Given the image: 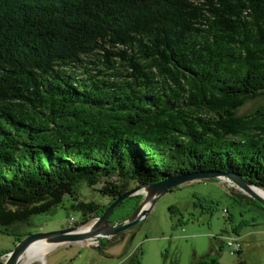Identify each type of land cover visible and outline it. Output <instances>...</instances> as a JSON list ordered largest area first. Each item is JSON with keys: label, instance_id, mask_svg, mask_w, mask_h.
<instances>
[{"label": "trees", "instance_id": "1", "mask_svg": "<svg viewBox=\"0 0 264 264\" xmlns=\"http://www.w3.org/2000/svg\"><path fill=\"white\" fill-rule=\"evenodd\" d=\"M259 98L264 0H0V232L18 243L67 199L88 223L132 184L186 173L264 190V102L239 115Z\"/></svg>", "mask_w": 264, "mask_h": 264}, {"label": "rangeland", "instance_id": "2", "mask_svg": "<svg viewBox=\"0 0 264 264\" xmlns=\"http://www.w3.org/2000/svg\"><path fill=\"white\" fill-rule=\"evenodd\" d=\"M263 102L264 98L249 102L239 115L254 112ZM101 187L83 185L79 188L81 199L108 204L110 199L97 191ZM131 187L134 190L137 185ZM240 195L248 197L222 178L185 184L159 197L139 224L103 241L104 252L85 243L60 245L47 250L44 260L33 264H132L136 259L140 264H196L210 255H216L219 264H264V209ZM67 200L65 207L33 216L31 226L21 224L15 227L16 231L36 234L72 226L88 228L95 220L84 223L80 214L68 208ZM124 210L118 208L113 217ZM233 227L239 228L241 254L231 255L226 243L219 239L223 235L236 236ZM117 242L121 243L111 245ZM16 245V236L0 232V251H12ZM3 261L5 257L0 264Z\"/></svg>", "mask_w": 264, "mask_h": 264}, {"label": "water", "instance_id": "3", "mask_svg": "<svg viewBox=\"0 0 264 264\" xmlns=\"http://www.w3.org/2000/svg\"><path fill=\"white\" fill-rule=\"evenodd\" d=\"M221 178L232 182L244 194L264 208V190L247 182L234 172L205 171L186 173L173 178H166L158 183L141 187L118 197L100 217L95 219L87 231H81L79 226H72L62 230L30 234L17 243L1 264H23L27 252L37 242H45L52 249L60 245L85 243V245L93 249L104 252L101 243L139 224L151 211L159 197L185 184L210 182ZM138 195L142 196V200L135 212L123 221L113 222L111 219L121 204L125 200Z\"/></svg>", "mask_w": 264, "mask_h": 264}, {"label": "bare ground", "instance_id": "4", "mask_svg": "<svg viewBox=\"0 0 264 264\" xmlns=\"http://www.w3.org/2000/svg\"><path fill=\"white\" fill-rule=\"evenodd\" d=\"M87 230H89V227L86 229L81 228V231H87ZM51 249L52 247L45 242H37L33 244L29 249V251L27 252L23 264H33L35 261H43L47 250H51Z\"/></svg>", "mask_w": 264, "mask_h": 264}, {"label": "built area", "instance_id": "5", "mask_svg": "<svg viewBox=\"0 0 264 264\" xmlns=\"http://www.w3.org/2000/svg\"><path fill=\"white\" fill-rule=\"evenodd\" d=\"M222 242H225L227 247L230 249L231 255L237 254L242 249V243L239 241V237L234 235L220 236Z\"/></svg>", "mask_w": 264, "mask_h": 264}, {"label": "flooded vegetation", "instance_id": "6", "mask_svg": "<svg viewBox=\"0 0 264 264\" xmlns=\"http://www.w3.org/2000/svg\"><path fill=\"white\" fill-rule=\"evenodd\" d=\"M119 221H123V220H119ZM118 222V221H117Z\"/></svg>", "mask_w": 264, "mask_h": 264}]
</instances>
